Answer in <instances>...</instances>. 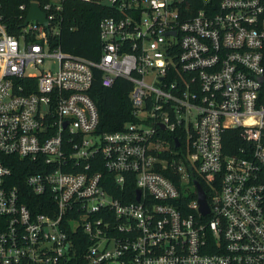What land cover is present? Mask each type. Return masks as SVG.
<instances>
[{"label": "built area", "instance_id": "obj_1", "mask_svg": "<svg viewBox=\"0 0 264 264\" xmlns=\"http://www.w3.org/2000/svg\"><path fill=\"white\" fill-rule=\"evenodd\" d=\"M53 1L0 15V264H264V0H101L98 59L53 44ZM94 68L131 83L122 129L96 131Z\"/></svg>", "mask_w": 264, "mask_h": 264}, {"label": "trees", "instance_id": "obj_2", "mask_svg": "<svg viewBox=\"0 0 264 264\" xmlns=\"http://www.w3.org/2000/svg\"><path fill=\"white\" fill-rule=\"evenodd\" d=\"M42 6L47 1L37 0ZM31 0H0V15L2 21L6 24L8 31L19 33L21 24L24 21ZM61 8L53 10L55 22L59 33L55 37L53 44H59L60 47L68 52L75 53L90 59H98L101 53V44L99 41V21L108 15L112 10L111 6L101 0H61ZM23 5V8L20 7ZM102 71L98 68L93 69V81L89 89V95L94 101L99 121L96 131H113L122 129L128 121L134 119L131 102L129 99V89L131 83L123 78L117 77L112 85L104 86L101 83ZM233 145L238 142L237 138L230 140ZM26 159L14 157L13 162H9L14 173V182L19 185L25 195V201L33 211H46L40 197L33 193L24 182L25 174L31 169L25 165ZM103 170V167H100ZM166 175L172 178V175L162 170ZM204 187L203 181L198 178ZM192 193L189 197L194 198ZM186 197L184 201L189 199ZM77 250L83 252L82 247L77 246ZM81 261L82 258H81Z\"/></svg>", "mask_w": 264, "mask_h": 264}, {"label": "water", "instance_id": "obj_3", "mask_svg": "<svg viewBox=\"0 0 264 264\" xmlns=\"http://www.w3.org/2000/svg\"><path fill=\"white\" fill-rule=\"evenodd\" d=\"M30 20H36L45 27H48L46 13L40 8L37 0H31L24 21L22 22V26H25ZM175 144L177 145L178 141H175ZM194 185L196 188L198 209L201 213L206 214L209 208L206 202L205 193L198 181L194 180Z\"/></svg>", "mask_w": 264, "mask_h": 264}, {"label": "rangeland", "instance_id": "obj_4", "mask_svg": "<svg viewBox=\"0 0 264 264\" xmlns=\"http://www.w3.org/2000/svg\"><path fill=\"white\" fill-rule=\"evenodd\" d=\"M47 65H48V63L47 62H45V63H43L41 66H40V68L41 67H47ZM193 189H194V186H193V184L192 183H188V189H185L184 190V193H188L189 191H193Z\"/></svg>", "mask_w": 264, "mask_h": 264}]
</instances>
